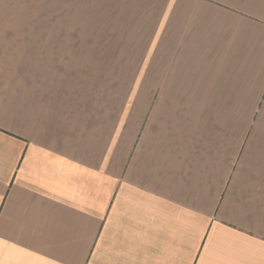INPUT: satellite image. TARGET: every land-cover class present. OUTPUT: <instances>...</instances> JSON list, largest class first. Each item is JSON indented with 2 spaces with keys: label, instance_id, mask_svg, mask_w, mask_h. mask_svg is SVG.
Returning a JSON list of instances; mask_svg holds the SVG:
<instances>
[{
  "label": "crops",
  "instance_id": "1",
  "mask_svg": "<svg viewBox=\"0 0 264 264\" xmlns=\"http://www.w3.org/2000/svg\"><path fill=\"white\" fill-rule=\"evenodd\" d=\"M0 264H264V0H0Z\"/></svg>",
  "mask_w": 264,
  "mask_h": 264
},
{
  "label": "rangeland",
  "instance_id": "2",
  "mask_svg": "<svg viewBox=\"0 0 264 264\" xmlns=\"http://www.w3.org/2000/svg\"><path fill=\"white\" fill-rule=\"evenodd\" d=\"M83 32H88L87 26H81V33H83Z\"/></svg>",
  "mask_w": 264,
  "mask_h": 264
}]
</instances>
